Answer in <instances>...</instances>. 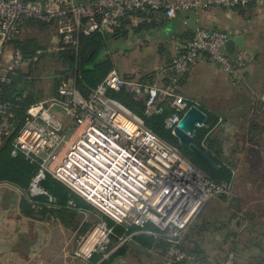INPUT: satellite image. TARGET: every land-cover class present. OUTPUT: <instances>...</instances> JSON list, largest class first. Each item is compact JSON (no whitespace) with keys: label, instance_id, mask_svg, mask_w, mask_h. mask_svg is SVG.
<instances>
[{"label":"built area","instance_id":"built-area-1","mask_svg":"<svg viewBox=\"0 0 264 264\" xmlns=\"http://www.w3.org/2000/svg\"><path fill=\"white\" fill-rule=\"evenodd\" d=\"M252 3L264 0H0V94L17 70L28 68L11 41L29 20L56 25L55 49L77 50L80 37L112 32L126 16L161 11L173 19L192 10L235 9ZM227 39L222 31L196 29L170 64L158 68L160 75L171 74L167 85L127 80L115 70L87 96L63 82L56 96L26 109L20 126L14 107L0 99V138H13V157L22 155L38 165L26 196L47 195L41 183L50 174L115 225L164 237L170 243L169 262L203 264L182 250V239L203 204L210 198H228L230 187L192 167L109 92L126 91L143 103L145 116L159 115L169 107L172 113L164 128L172 132L189 108L177 84L199 56L218 64L231 82L241 81L248 55L237 50L231 59L224 51ZM148 224L161 233L145 230ZM112 235L113 227L99 221L78 236L72 257L90 264L93 255L107 250ZM221 264H234V256Z\"/></svg>","mask_w":264,"mask_h":264},{"label":"trees","instance_id":"trees-1","mask_svg":"<svg viewBox=\"0 0 264 264\" xmlns=\"http://www.w3.org/2000/svg\"><path fill=\"white\" fill-rule=\"evenodd\" d=\"M253 4L254 3L247 7H252ZM247 7L235 9H244ZM132 18H137L139 22L134 24ZM204 27L200 26L199 28L205 29ZM213 29L212 31H219L218 27H213ZM150 30L153 33L154 31L162 32L163 34L166 32L172 33L174 30V22L166 18L161 11H153L150 13L141 12L135 17H124L112 32L96 33L90 36L80 37V45L77 50L56 49L51 51L48 49L49 45H43L34 36L21 35L24 33L30 34V32L33 31L31 33L39 32L50 38V36L56 35V25L54 23L46 24L29 20L11 41L12 46L20 49L24 60L28 62V68L26 71L17 70L12 75L10 82L2 86L0 99L14 107L15 119L19 122L18 126H20L26 109L30 105L43 100L41 98V92L36 91L35 88V83L40 78L39 76H41L38 73L40 67H46L48 77L51 78L52 85L50 96L54 97L57 95L58 87L63 82L72 85L83 96H87L103 81L109 72L113 70L116 71V66L113 64L109 54L114 51V46L123 41L130 43L133 41L136 42L138 40H135V36ZM193 36L194 31H189L187 29L183 32L175 33L174 38L176 44H178L176 46V51L181 45L191 40ZM166 50L168 51V49ZM167 51H165L164 54L166 55V59L163 65L165 66L169 65L173 58L170 57ZM160 55H163L162 51ZM34 58H36V60H33ZM171 77L170 73L165 74L163 79H161L163 85H167ZM122 78L127 80L131 79L125 76ZM155 79L156 71H153L150 75H143L137 81L143 84H152ZM182 80L183 78L178 82L177 87ZM109 96L119 101L126 108L139 116L156 136L176 148L193 166L213 182L218 185L224 184L229 187L232 186L233 163L225 156L222 142L219 140L218 135L213 133V129L219 124L220 114L210 111L205 106H200L197 103V106L207 115V119L205 127L201 128L192 140L195 146L219 166L216 170L208 166L192 153L188 149V144L180 142L170 131L164 128L165 118L172 113L169 107L165 106L163 113L159 115L145 116L143 103L136 101L126 91L109 92ZM184 98L186 99L188 107L196 105V102L192 99H188V97L185 96ZM258 131L261 132L262 127L252 125L249 134L253 137ZM1 140L0 184L13 186L23 193L20 209L25 216L39 222L54 219L65 228L76 230L78 235L86 233L93 225L101 220L113 227V235L111 236V242L107 250L104 253L93 255L90 264H114L117 259L126 256L128 253V243L130 242L136 244L146 252L156 251L159 258L157 264H184V262H169L166 259L170 243L164 237L141 232L139 228L135 226L123 227L115 225L110 219L97 213L91 205L86 203L64 184L54 179L50 174H46L41 183V187L47 195H40L30 199L26 197L29 184L38 171V165L31 163L22 155H17L15 157L11 155L12 137H1ZM261 182L264 188V178ZM49 197L52 198V201H49ZM217 200L223 204H227L231 199L226 196H220ZM81 211H87L94 216H96V212L98 215L96 222L79 223V212ZM209 223L210 221L207 222L206 229L203 225L195 229L198 230V233L203 230L207 231ZM195 229H190L191 233L189 231L187 235H184L182 239V250L187 255L198 259L201 263L209 264L207 258L203 256L204 252L201 250V240H197L193 237V234L195 235ZM145 230L153 233H161L151 224H148ZM128 237L131 238L127 244L124 243L123 245H119L122 240ZM226 237L229 238L230 235L227 234ZM235 237L237 236H234V238ZM233 247V249L236 250L237 245L234 244ZM112 249L115 250L111 253ZM257 258L258 257H254V259ZM262 263L263 261L260 260L257 264ZM235 264L239 263L236 262Z\"/></svg>","mask_w":264,"mask_h":264},{"label":"crops","instance_id":"crops-1","mask_svg":"<svg viewBox=\"0 0 264 264\" xmlns=\"http://www.w3.org/2000/svg\"><path fill=\"white\" fill-rule=\"evenodd\" d=\"M261 5L264 4L254 3L252 7L244 9L212 7L198 11L199 27L205 26L209 31L218 27L228 37L243 35L245 45L238 50L245 51L248 60L241 69V81L232 83L218 64L206 55H201L188 68L178 85V93L195 99L208 110L221 115L213 133L218 135L225 156L233 163L232 184L239 183L244 192L254 186L264 193L261 184L264 178V11L256 10ZM187 16L188 14H179L171 19L174 29L184 27L185 30ZM202 22L209 24L206 26ZM234 56L229 55L231 59ZM207 74L210 75L207 78L212 84L210 89L207 87L205 90L206 94L199 95L200 98L189 94L202 78L207 81ZM163 76L157 71L152 85L162 86ZM252 125L262 127V131L256 132L253 137L249 134ZM241 170L244 172L239 173ZM22 197L23 193L17 188L0 184V264H88L71 256L68 235L49 234L44 230L43 226L57 221L49 219L39 222L21 212ZM259 201L264 204L263 199L260 198ZM58 227L61 228L59 223ZM130 244L134 252L143 251L147 254L148 251L134 243ZM259 244L248 246L251 251L247 253L254 257L261 256L264 253V240L261 247Z\"/></svg>","mask_w":264,"mask_h":264},{"label":"rangeland","instance_id":"rangeland-1","mask_svg":"<svg viewBox=\"0 0 264 264\" xmlns=\"http://www.w3.org/2000/svg\"><path fill=\"white\" fill-rule=\"evenodd\" d=\"M258 8H256L257 11H264V5ZM132 21L134 24L139 22L137 18H132ZM202 23L206 26L209 24H207V22ZM183 30L184 27H181L177 30L174 29L172 33L166 32L164 34L158 31H154L153 33L150 30L135 36V40L137 39L138 41H133L134 43L123 41L118 45L116 44L114 46V51L109 53L113 64L116 66V72L120 77L125 76L131 78V81H137L143 75H150L153 71L157 72L158 68L165 62L166 55L164 54L165 51H167L166 49H168L167 52L171 58L175 55L176 46L178 44H176L174 34L182 32ZM31 32L30 34L24 33L21 36H34L43 45H49L48 49L51 51L56 50L55 48L58 41L56 35L48 38L39 32ZM161 51L163 53L162 56L160 55ZM260 52L263 51L260 50ZM23 70L26 71L27 69L24 68ZM38 73L41 76H39L40 78L36 81L35 88L36 91L41 92V98L46 100L52 97L50 96L52 81L51 78L48 77L46 67H40ZM209 76L208 74L205 75L206 78ZM204 79L205 78H202L199 84H197L189 94L197 98H200L199 95L206 94L205 90H207V87L210 89L209 87H211L212 82L210 83L208 78L207 81ZM188 99L192 98L188 97ZM192 100L198 103L195 99ZM198 105H200V103H198ZM241 172L243 173L244 171L241 170L239 173ZM238 184H232L229 188L228 198L231 200L227 204L221 203L216 198L208 199L192 219V222L188 225L186 233L184 234L187 235L190 229H195L200 225L205 226L206 229V224L210 221L208 224L209 227L207 226V231L203 230L198 233V230L195 229V235L193 234L195 239L201 240V250H203V256L207 258L209 264H221L225 262L230 255L234 256V264L236 262L239 264H257L260 260L264 263V253L261 256L258 255L257 259H254V255L250 256L247 253L251 251L248 246L260 243L259 247H261L262 240H264V204H261L259 201L260 198L264 200V193L257 190L254 186H251L247 192H244L242 190L243 186ZM95 211L97 212V210ZM96 212V216L87 211L79 212V223L96 222L98 218V212ZM59 225L61 224L59 223ZM43 228L49 234L68 235L70 239L69 250L72 249L70 251L72 256V251L76 246V240L79 236L76 230L65 228L62 225L61 228H59L58 222H51L49 225L43 226ZM227 234L230 235L229 238L226 237ZM234 236L237 237L234 238ZM124 240H122L119 245H121ZM128 242L129 241L123 242V244H127ZM234 244L237 245L236 250L233 249ZM128 247H130V250H128L129 252L126 256L117 259L114 264H157L159 261L156 252H149L146 254L142 251L137 253L134 252V249H132L133 246L130 243H128ZM256 248L257 247H254V249ZM114 250L115 249H112L111 253ZM258 251H260L259 248Z\"/></svg>","mask_w":264,"mask_h":264},{"label":"water","instance_id":"water-1","mask_svg":"<svg viewBox=\"0 0 264 264\" xmlns=\"http://www.w3.org/2000/svg\"><path fill=\"white\" fill-rule=\"evenodd\" d=\"M197 14L198 13L194 10L190 11V13L188 14L185 22L187 30L195 31L196 29H198L199 24H198ZM244 45H245V40L243 35L229 36L224 44V51L228 55H232ZM206 119H207V115L205 114V112H203L199 107L192 105L187 109V111L181 117L178 125L172 130L171 134L180 142L188 144V149L192 153H194L197 157H199L208 166L217 170L219 166L211 158H209L203 151H201L197 146H195L192 142L197 132L201 128L205 127ZM187 162L192 167L197 169L188 160Z\"/></svg>","mask_w":264,"mask_h":264},{"label":"bare ground","instance_id":"bare-ground-1","mask_svg":"<svg viewBox=\"0 0 264 264\" xmlns=\"http://www.w3.org/2000/svg\"><path fill=\"white\" fill-rule=\"evenodd\" d=\"M194 207H196V205Z\"/></svg>","mask_w":264,"mask_h":264}]
</instances>
